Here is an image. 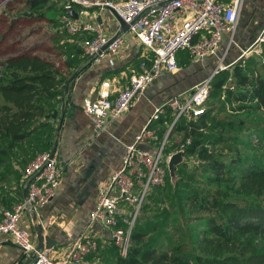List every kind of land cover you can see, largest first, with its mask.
Instances as JSON below:
<instances>
[{
    "label": "trees",
    "instance_id": "16d2710c",
    "mask_svg": "<svg viewBox=\"0 0 264 264\" xmlns=\"http://www.w3.org/2000/svg\"><path fill=\"white\" fill-rule=\"evenodd\" d=\"M66 2L0 0V207L23 198L24 166L38 151L52 147V119L65 86L74 79L70 76L94 61L82 47V40L92 33L70 34L63 27L59 16ZM261 47V54L241 56L211 77L208 97L224 89L234 111H249L213 121L215 104H208L195 119L179 118L171 128L183 132L182 140L172 143L173 150L190 137L177 168L179 173L188 167L189 175L173 193L180 212L171 219L173 224L143 218L147 200L159 188L153 185L135 218L126 254L105 238L84 259L99 254L106 264H264V152L243 154L241 150V146L257 145L264 151V128L242 124L249 113L264 109V43ZM180 52L187 62L191 60L186 48L177 55ZM172 119L171 109L159 116V122L165 121L158 129L160 137ZM207 128L214 132L205 134ZM232 128L237 131L232 133ZM13 154L20 167L12 165ZM196 175L200 180L191 185ZM169 226L175 239L164 230Z\"/></svg>",
    "mask_w": 264,
    "mask_h": 264
},
{
    "label": "built area",
    "instance_id": "2783aa9c",
    "mask_svg": "<svg viewBox=\"0 0 264 264\" xmlns=\"http://www.w3.org/2000/svg\"><path fill=\"white\" fill-rule=\"evenodd\" d=\"M241 3L242 0L229 4L220 0H67L59 16L63 27L70 34L82 30L92 33L82 40V47L94 60L120 54L126 40L123 33L114 35L116 31L98 21L97 15H89L88 7L92 5L113 9L129 23L127 30L142 46L138 65L130 71L126 85L115 87L111 80L103 79L95 96L83 97V110L94 126L106 128L109 120L133 106L162 71L176 70L179 49L186 48L193 58L215 52L223 34L232 35ZM75 4L77 17L67 12ZM262 43L264 21L253 44L258 47L257 52ZM213 74L196 82L186 93L170 96L154 109L147 122L124 144L120 165L98 185L87 227L60 248L37 249L33 234L20 223L24 212L48 203L59 185L61 166L57 151L52 152L51 148L38 151L24 166L22 182L26 193L12 206L0 207V235L8 236L23 252L24 259L34 254L29 264H81L85 255L98 247L99 240L105 241L107 237L125 255L135 218L149 188L165 180L167 162L173 152L164 151L168 132L177 119H195L204 113ZM167 109L172 110L173 119L160 137L153 121ZM188 142L190 137L174 151L183 149ZM140 143L144 146H139Z\"/></svg>",
    "mask_w": 264,
    "mask_h": 264
},
{
    "label": "crops",
    "instance_id": "0c3cea01",
    "mask_svg": "<svg viewBox=\"0 0 264 264\" xmlns=\"http://www.w3.org/2000/svg\"><path fill=\"white\" fill-rule=\"evenodd\" d=\"M220 1L229 4L232 0ZM88 10L91 16L101 15L110 31L119 28L109 8ZM263 21L264 0H242L232 35L224 33L215 52L202 58L192 57L188 62L183 52L178 53L179 67L174 71H162L147 85L144 94L133 106L109 120L104 129L94 126L85 114L83 97L95 96L99 82L103 79L111 80L115 87L126 85L130 71L138 65L142 46L126 30L121 32L126 47L120 54L101 57L79 72L75 70L77 74L65 86V92L57 103L58 114L52 119L55 128L61 122L56 148L61 166L59 185L48 203L37 207L35 212H24L20 220L21 225L33 234L35 241V224L40 223L44 233L55 241L52 245L54 250L86 228L89 210L97 196V187L120 165L124 144L133 138L164 100L175 94L186 93L196 82L215 73L220 67L230 66L239 57L257 52L258 47L253 44ZM245 49L247 51L243 52ZM153 125L161 130L165 121L161 123L155 119ZM54 135L56 137L55 130ZM95 229L99 231L97 226ZM100 259L99 254L86 257L82 264H97L102 262ZM23 261L24 254L16 244L8 236L0 235V264H20Z\"/></svg>",
    "mask_w": 264,
    "mask_h": 264
},
{
    "label": "rangeland",
    "instance_id": "374dc122",
    "mask_svg": "<svg viewBox=\"0 0 264 264\" xmlns=\"http://www.w3.org/2000/svg\"><path fill=\"white\" fill-rule=\"evenodd\" d=\"M55 28H58V26ZM261 53H262V47H261V50L259 52H257V54H261ZM261 59L264 60V55L261 57ZM220 68H223V67H220ZM228 79H230V78H228ZM208 104H215V115L214 116H216V117H212L213 121L216 118L217 119L218 118L221 119L223 117L233 118L235 114H242L243 112L249 111V110H245V111L243 110V112L234 111L232 109V107L234 106V103L227 98L226 94L224 93V89H221L216 95L209 96L206 100L205 106H208ZM208 124H209L208 126H211L212 121L209 120ZM242 124L244 126L246 124L247 125H255V126L259 125L262 128H264V109H258V110H255V111L249 113L248 116L245 118V120H243ZM236 131H237L236 128H232V133H234ZM213 132L214 131L209 129V128H207L206 130L204 129L205 134H212ZM244 132H246V131H244ZM168 134L171 135V137L169 139V143H168L170 145V147H168V152H171L173 150L172 143H174L175 141H177V142L181 141L182 137H183V132L179 131V130L174 131L173 129H170ZM240 134H241V136L244 137L243 129L240 131ZM252 137H253V135H252ZM254 138L255 137H253L252 140L256 141V138L255 139ZM253 143L255 144L256 142H253ZM139 146H144V144L140 143ZM241 148H242L241 150H242L243 154H245V153H247V154L260 153L261 154L264 152L261 149V147H259L257 145H256V147H250V146L246 145L243 147L241 146ZM12 159H13L12 165H14V167H20V164L18 162L19 160L17 159L16 154H13ZM188 175H189L188 167L183 169L182 172L178 173L176 171V176L174 179L168 173L167 180H164V182L159 185V188L154 189L151 196L147 200V202L144 206V209L142 211L143 218L148 219V220H153L155 218H162V220H166L168 225H172L174 221L171 219L174 216H176L177 214H180V212L175 209L177 198L173 195V193L176 191L177 188H181V186L184 184V182H182V180L187 178ZM197 180H200V179L196 175L193 179H191L190 184L191 185L198 184ZM160 186H162V187H160ZM1 192L2 191H0V194H2ZM178 220L180 222H183V223L185 221V219H182L180 217V215H178ZM164 230L165 231L168 230L170 232L169 236L171 237V239L176 238V234L173 233L172 226L164 227ZM164 242H167V241L165 240ZM106 263H105V261L97 262V264H106Z\"/></svg>",
    "mask_w": 264,
    "mask_h": 264
},
{
    "label": "water",
    "instance_id": "95a60500",
    "mask_svg": "<svg viewBox=\"0 0 264 264\" xmlns=\"http://www.w3.org/2000/svg\"><path fill=\"white\" fill-rule=\"evenodd\" d=\"M103 7H107V6H103ZM109 8V7H107ZM111 10V12L113 13V15L115 16L116 20L119 23V28L117 29V31L115 32L114 35H117L121 32H124L128 29L129 27V23L126 22L121 16H119L113 9L109 8ZM67 12L68 14H70L73 17H77V11L73 8V7H68L67 8ZM98 21H101V15H99L97 17ZM77 74V72H74L71 76H70V80L72 78L75 77V75ZM61 122L58 124V126L55 128V134L56 137L54 139L53 145L51 147V151L54 152L57 148V143H58V133H59V128H60ZM185 156H184V151L183 149H178L176 151H173L168 159L167 162V168H168V173L170 174V176L174 179L176 176V171L178 168V165L184 160ZM23 193L25 195L26 193V188L23 187ZM35 212V211H33ZM36 214V213H34ZM35 228H36V248L37 249H42L44 247H51L55 241L51 238V236L47 235L44 233L43 231V227L42 225L39 224H35ZM35 256L34 254H31L29 256H27L23 262H21L20 264H29L31 262L32 259H34Z\"/></svg>",
    "mask_w": 264,
    "mask_h": 264
}]
</instances>
